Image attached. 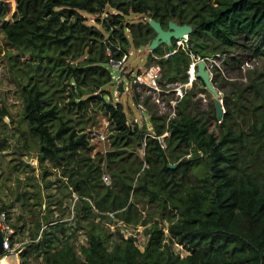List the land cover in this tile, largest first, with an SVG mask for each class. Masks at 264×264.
Wrapping results in <instances>:
<instances>
[{
  "label": "trees",
  "instance_id": "obj_1",
  "mask_svg": "<svg viewBox=\"0 0 264 264\" xmlns=\"http://www.w3.org/2000/svg\"><path fill=\"white\" fill-rule=\"evenodd\" d=\"M0 18L9 20L0 27L7 45L38 62L15 81L22 141L66 179L68 195L77 196L74 226L85 236L76 249L69 235L64 241L37 225L40 240L18 252L20 264H264V0H0ZM148 20L164 30L170 21L192 28L185 49L172 41L174 54L164 45L149 52L147 66L160 67L162 85L186 83L191 56L226 55L223 64L235 70L244 60L237 49L259 61L244 83L212 71L224 90L222 121L213 114L218 138L192 114L188 94L167 125L168 115L150 113L154 134L169 133L165 149L105 99L110 61L155 37ZM62 85L66 107L56 100ZM98 115L108 122L109 146L92 156L85 130L99 126ZM107 213L136 232L111 233Z\"/></svg>",
  "mask_w": 264,
  "mask_h": 264
},
{
  "label": "rangeland",
  "instance_id": "obj_2",
  "mask_svg": "<svg viewBox=\"0 0 264 264\" xmlns=\"http://www.w3.org/2000/svg\"><path fill=\"white\" fill-rule=\"evenodd\" d=\"M7 21L9 22L6 18H0V27ZM86 23L93 24L91 17L87 16ZM17 54L15 49L7 45L3 34L0 32V107L4 106L7 110V116L0 119V207L6 206L8 208L7 212L17 230L18 238L16 243L21 244L17 254L20 250H24L26 246L30 245L36 235L37 240H40V231L37 230V225H39L41 230L48 226L45 232H50V235L58 236L59 239L64 241H66V236L69 235L71 244L78 249L77 244H84L85 236L77 228V225L74 226L73 215L76 210L74 205L77 201V196L75 194L68 195L66 179L61 178L59 170L53 169L48 162L39 164L38 153L31 149L33 147L31 141H28L29 149L25 147L22 141L21 135H24L25 127L19 123L22 116V104L15 93L17 89L15 81L18 76H22L23 72L31 71V68L36 66L38 62L32 63L27 55L20 56L19 54V61L16 62L17 59L15 57ZM235 55H242L243 59L249 57L240 49L236 50ZM148 61L149 51L147 47L138 49L130 47L128 59L121 69L123 75L118 70L109 67L113 81L112 84L106 85L102 89L108 102L122 106L128 122H135L139 128H145V130H148L151 126L150 121L147 119L150 113L168 115L171 112V109H159V106L153 102V96L143 89H136L140 94L138 104L145 106L147 113L142 114L134 101L131 78L135 77L139 71L150 68L147 66ZM223 63L219 72L222 78L228 81L238 80L242 83L246 82V72H241L240 69H226ZM12 65H14V68L11 67ZM118 81H124L125 84L126 89L122 94L116 92L115 84ZM60 89L62 98L56 99L57 104L59 107H66V87L62 85ZM201 89L200 83H196L195 87H192L187 93L190 95L191 112L201 121H205L207 131L215 138H218L219 129L213 120V98L210 94L201 92ZM52 90L53 88L50 92ZM219 92L222 100L224 90L219 89ZM168 96L173 97L172 95H167L164 98L166 103L169 101ZM97 118L100 125L94 126L93 133H95L94 130L101 132L105 135L106 140L102 142L92 134L90 138V144L93 149L92 156L98 151L104 153L109 146V133L101 127L104 119L100 115ZM88 128L92 129V127L88 126L86 130ZM13 134L14 137L12 136ZM139 151L138 153L141 157ZM66 223H68L67 226ZM106 226L111 233H116V226L111 224ZM70 227L75 231L78 230L76 234L71 233ZM61 229L64 230L62 234H60ZM165 232L167 231L165 230ZM133 233L135 231H132L131 234ZM140 249H142V246H140ZM174 250L179 252L181 256L186 255L178 245H174ZM10 257H7V259L11 262L15 261V258L10 259ZM18 258L16 257V264H18ZM10 261H8V264H11Z\"/></svg>",
  "mask_w": 264,
  "mask_h": 264
},
{
  "label": "built area",
  "instance_id": "obj_3",
  "mask_svg": "<svg viewBox=\"0 0 264 264\" xmlns=\"http://www.w3.org/2000/svg\"><path fill=\"white\" fill-rule=\"evenodd\" d=\"M187 42L188 40H179L177 41L176 47L185 49L187 47ZM176 52V49H174V52L171 54H174ZM108 53V50H107ZM168 54V55H171ZM226 58V55H221V54H216L214 56L210 57H194L191 56V63L189 65V68L187 70V82L186 83H171V84H160L161 80V70L158 65H154L148 69H143L139 71L135 77L131 78V84L133 89H143L147 93H150L153 96V102L155 105L159 106V109H171L170 114H168V118L166 119V125L169 123L170 119L174 118L176 115V109L177 105L182 101V99L187 95V93L192 89L193 83L196 81L195 78V65L197 62L202 61L204 62L206 69L210 72L212 75V71H215L216 69L218 72L221 71V65L224 62V59ZM127 61V57L124 56L121 61L116 62V61H110L109 67L118 70L122 75V67L124 63ZM260 67L259 61L256 59H244L243 62L241 63L239 69L242 72H247L249 70H253L256 68ZM192 70V73H191ZM125 88V84H124ZM126 89V88H125ZM167 95H172L173 97H169V101L166 103L164 98L167 97ZM138 108L142 113L146 112V107L143 106L142 104L138 105ZM148 119V117H147ZM102 129L108 128V122L104 119L103 123H101ZM100 125V124H99ZM93 129H87L86 132L91 134H94V137L99 139L100 141L106 140L105 135L102 134L101 132H98L96 130L95 133H93ZM169 136V133L166 131L162 135L157 136L154 134L152 129L146 135V137L153 138L157 141L161 149L166 148V142L165 138ZM145 144H143L142 149L139 151L141 154V158L143 159L144 157V148ZM143 167H146L144 164ZM102 182L104 185H110L111 181L110 178L103 173L102 174ZM77 198V197H76ZM106 216L109 217V219L113 222V226H116V229H118L119 233L123 235L124 237H128L131 235L132 231L135 230H128L127 226L121 222L118 221L115 218L114 213H107ZM137 231L141 232L142 227H137ZM136 232V231H135ZM0 233L3 237V242H2V255L0 256V260L3 257H8L11 255H18L17 251L20 248L21 244L16 243L17 238H18V233L14 225L12 224V218L8 214V212L5 211H0ZM180 247V246H179ZM181 248V247H180Z\"/></svg>",
  "mask_w": 264,
  "mask_h": 264
},
{
  "label": "water",
  "instance_id": "obj_4",
  "mask_svg": "<svg viewBox=\"0 0 264 264\" xmlns=\"http://www.w3.org/2000/svg\"><path fill=\"white\" fill-rule=\"evenodd\" d=\"M141 20H145L144 17H140ZM149 27L153 30L155 37L150 42L147 50L152 52L158 46L164 45L167 49L169 54L174 52V47L172 41H179V40H187L188 36L192 32V28L190 25H178L174 21H170L167 25V29H163L160 23L156 22L155 20H148ZM195 78L199 80L203 85L204 89L212 96L214 109H215V118L218 123H220L223 119L224 115V108L223 102L220 99V92L217 88L214 87L212 83V75L206 69L204 62L199 61L195 65ZM123 81H120L116 87V92L118 94H122L124 92L123 88ZM170 168H174V166H170ZM2 242L3 237L0 233V256L2 255Z\"/></svg>",
  "mask_w": 264,
  "mask_h": 264
},
{
  "label": "clouds",
  "instance_id": "obj_5",
  "mask_svg": "<svg viewBox=\"0 0 264 264\" xmlns=\"http://www.w3.org/2000/svg\"><path fill=\"white\" fill-rule=\"evenodd\" d=\"M188 40V39H187ZM176 43V42H175ZM127 57V59H128V56H126ZM166 57V56H165ZM154 66V65H153ZM148 69V68H147ZM112 79H113V77H112ZM113 81V80H112ZM197 81V80H196ZM118 83H119V81L115 84L116 85V87H117V85H118ZM123 83H124V81H123ZM123 88H124V84H123ZM124 90H125V88H124ZM134 90V89H133ZM136 91V90H135ZM137 92V91H136ZM118 93V92H117ZM138 105L139 104H137V107H138ZM144 113H147V111L146 112H144ZM143 114V113H142ZM148 117V120L150 121V115H148L147 116ZM151 123V122H150ZM132 124H135V122H132ZM152 129V124H151V126H150V130ZM147 131V133H146V135L148 134V132H149V129L148 130H146ZM152 131H153V129H152ZM107 132H108V128H107ZM154 132V131H153ZM146 135H145V138H150V137H146ZM153 139V138H152ZM143 144H145V143H143ZM142 149V148H141ZM140 149V150H141ZM144 149V148H143ZM144 152V151H143ZM141 158V157H140ZM106 174V173H105ZM107 175V174H106ZM108 176V175H107ZM102 177V176H101ZM109 177V176H108ZM110 178V177H109ZM111 181V180H110ZM111 184V183H110ZM107 186H110V185H107ZM138 227H141V226H138ZM166 234H167V232H165ZM18 257V256H17ZM18 261H19V258H18ZM20 264V263H19Z\"/></svg>",
  "mask_w": 264,
  "mask_h": 264
},
{
  "label": "bare ground",
  "instance_id": "obj_6",
  "mask_svg": "<svg viewBox=\"0 0 264 264\" xmlns=\"http://www.w3.org/2000/svg\"><path fill=\"white\" fill-rule=\"evenodd\" d=\"M191 73H192V70H191ZM11 256H12V257H10V256H8V257H10V258H12V259H14V258L16 259V257H17L16 255H11ZM15 256H16V257H15ZM3 258H5V257H3ZM3 258H2V259H3ZM2 259H1V260H2ZM1 260H0V264H8V263H9V262H8V259H4L3 261H1Z\"/></svg>",
  "mask_w": 264,
  "mask_h": 264
},
{
  "label": "crops",
  "instance_id": "obj_7",
  "mask_svg": "<svg viewBox=\"0 0 264 264\" xmlns=\"http://www.w3.org/2000/svg\"><path fill=\"white\" fill-rule=\"evenodd\" d=\"M17 258H18V257H17ZM5 259H7V257H5ZM10 259H12V258H10ZM3 260H4V259H2L1 261H3ZM8 261H10V260L8 259ZM13 262H14V263H13ZM13 262L10 261L11 264H16V263H15V262H16V259H15V261H13ZM18 264H19V261H18Z\"/></svg>",
  "mask_w": 264,
  "mask_h": 264
}]
</instances>
